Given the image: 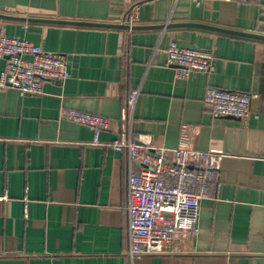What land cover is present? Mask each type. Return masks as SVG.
Listing matches in <instances>:
<instances>
[{
	"label": "crops",
	"instance_id": "1",
	"mask_svg": "<svg viewBox=\"0 0 264 264\" xmlns=\"http://www.w3.org/2000/svg\"><path fill=\"white\" fill-rule=\"evenodd\" d=\"M0 14L133 25L197 23L264 35V0H0ZM0 33L65 57L70 77L42 93L0 88V264H128L125 154L136 143L209 153L217 180L198 235L133 264H264V41L196 27L150 30L0 19ZM171 41L208 51L211 73L178 77ZM4 60L0 61V70ZM210 87L258 96L246 120L214 118ZM139 89L131 123L126 98ZM107 118L104 146L63 113Z\"/></svg>",
	"mask_w": 264,
	"mask_h": 264
},
{
	"label": "built area",
	"instance_id": "2",
	"mask_svg": "<svg viewBox=\"0 0 264 264\" xmlns=\"http://www.w3.org/2000/svg\"><path fill=\"white\" fill-rule=\"evenodd\" d=\"M255 3L258 0H235ZM134 16L126 24L132 26ZM0 88L10 87L22 95L42 93L45 81L61 82L70 77L65 57L47 53L41 47L18 37L0 33ZM167 64L174 67L178 77L192 72L211 73L213 57L208 51L181 47L171 41L167 49ZM140 90L130 91L126 98L130 116ZM258 96L248 92L225 91L210 87L204 102L214 118L233 117L246 120ZM69 121L84 125L94 133L92 145L104 146L100 132L110 128L102 116L68 110L63 113ZM115 150L125 154L127 162L126 214L128 264L143 255L174 254L180 242L196 238L199 232L200 202L209 199V188L217 180V171L209 162V153L149 147L114 140Z\"/></svg>",
	"mask_w": 264,
	"mask_h": 264
},
{
	"label": "water",
	"instance_id": "3",
	"mask_svg": "<svg viewBox=\"0 0 264 264\" xmlns=\"http://www.w3.org/2000/svg\"><path fill=\"white\" fill-rule=\"evenodd\" d=\"M0 19L10 20V21H20V22H29V23H42V24H56V25H68V26H78V27H94V28H113V29H123V30H150V29H164V28H179V27H196L207 29L211 31H216L220 33H225L228 35L250 38L255 40L264 41V35L244 33L234 30L222 29L208 25H202L197 23H171L168 25H151V26H130L125 22L122 24H107V23H93V22H83V21H66V20H50V19H39V18H24V17H15L0 14ZM230 118V117H229ZM233 118V117H231Z\"/></svg>",
	"mask_w": 264,
	"mask_h": 264
}]
</instances>
